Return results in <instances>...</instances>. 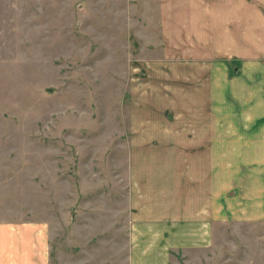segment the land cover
Returning a JSON list of instances; mask_svg holds the SVG:
<instances>
[{
    "label": "rangeland",
    "instance_id": "rangeland-1",
    "mask_svg": "<svg viewBox=\"0 0 264 264\" xmlns=\"http://www.w3.org/2000/svg\"><path fill=\"white\" fill-rule=\"evenodd\" d=\"M175 4L0 0V226L17 234L0 260L123 263L131 118L193 114ZM227 231L189 264H264V224Z\"/></svg>",
    "mask_w": 264,
    "mask_h": 264
},
{
    "label": "crops",
    "instance_id": "crops-1",
    "mask_svg": "<svg viewBox=\"0 0 264 264\" xmlns=\"http://www.w3.org/2000/svg\"><path fill=\"white\" fill-rule=\"evenodd\" d=\"M173 1L193 46V114L131 118L122 264L193 263L231 222L264 224V0ZM11 230L0 226L1 255ZM37 253L0 264H39Z\"/></svg>",
    "mask_w": 264,
    "mask_h": 264
}]
</instances>
